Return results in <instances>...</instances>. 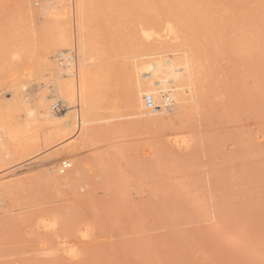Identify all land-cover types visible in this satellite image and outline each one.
Listing matches in <instances>:
<instances>
[{"label":"rangeland","instance_id":"1","mask_svg":"<svg viewBox=\"0 0 264 264\" xmlns=\"http://www.w3.org/2000/svg\"><path fill=\"white\" fill-rule=\"evenodd\" d=\"M100 1L103 38L93 67L111 77L97 92L103 137L94 143L89 134L78 146L75 134L43 148L42 122L23 113L34 109L39 84L51 92L42 64L47 40L19 0H0V117L29 131L12 145L14 164L0 167V179L39 177L0 207V264H264V0ZM143 26L195 29L209 60L196 102L152 124L125 117L120 72ZM178 133L187 148L173 145ZM31 134L37 164L13 173L33 151ZM48 156L58 177L68 172H58L61 161L85 168L89 187L44 181ZM51 213L60 215L54 232L37 223ZM61 242L72 244L76 259Z\"/></svg>","mask_w":264,"mask_h":264},{"label":"bare ground","instance_id":"2","mask_svg":"<svg viewBox=\"0 0 264 264\" xmlns=\"http://www.w3.org/2000/svg\"><path fill=\"white\" fill-rule=\"evenodd\" d=\"M19 5L30 23L39 21L40 34L47 40L42 51L43 76H46L51 83L49 94L43 90L44 84H39L38 89L36 87L32 100L34 109L27 107L23 115L25 114V117L32 122L35 120L42 122L41 126L40 123L36 125L39 126L38 130L44 127L47 131L41 136L43 148H48L60 140L69 141L75 134H80V140L77 139L78 146L85 144L89 134L95 143L103 137L100 124L104 123V118L100 119L95 112L97 92L105 81L111 79L109 72L93 67L100 53V40L102 41L103 38L101 1L34 0L33 5L36 7L34 10L31 8V0H19ZM136 35L139 42L125 57L127 61L120 67L126 82L125 117L143 119V123L152 124L158 120L168 119L181 105L196 102L200 76L209 60L205 44L198 31L193 28H144L143 26L137 28ZM29 74L26 72L21 75L24 77ZM19 91V93L25 91L24 84L20 86ZM11 94L19 97L16 95L17 90L12 91ZM146 95L153 98L154 107L150 110L145 109L143 105V98ZM62 109L67 110V113L62 115ZM2 117H0V167L3 168L13 163L12 145L29 131L25 130L28 126H23L24 130L10 127ZM31 135L35 138L33 151L23 164H15L9 169L13 173L22 170L25 166L37 164L36 157L32 155L39 151L38 135ZM187 140L182 134L172 137L173 145L179 149L187 148ZM51 162L53 158L48 156L41 161L42 164L40 163L42 170L39 176H42L44 181H51L71 191L76 188L78 191H83L89 187L90 180L84 174L85 168L82 166L76 165L75 162L61 161V163L66 162L69 167L66 175L58 177L54 174V165H51ZM61 163L58 172L64 174L65 171L61 172ZM38 178V175L34 174L13 182L0 179V207L5 205L8 197L16 190L39 182ZM50 215V217H39L37 223L43 230L54 232L59 224L60 215L55 213ZM59 244L68 259L77 258L78 252L72 244L66 242Z\"/></svg>","mask_w":264,"mask_h":264},{"label":"built area","instance_id":"3","mask_svg":"<svg viewBox=\"0 0 264 264\" xmlns=\"http://www.w3.org/2000/svg\"><path fill=\"white\" fill-rule=\"evenodd\" d=\"M143 105L145 107V109H152L154 107V102H153V98L150 95H146L143 98ZM69 165L66 162H62L60 165L61 168V172H64L68 169Z\"/></svg>","mask_w":264,"mask_h":264},{"label":"snow or ice","instance_id":"4","mask_svg":"<svg viewBox=\"0 0 264 264\" xmlns=\"http://www.w3.org/2000/svg\"><path fill=\"white\" fill-rule=\"evenodd\" d=\"M3 7L5 10H7L9 8V5H4Z\"/></svg>","mask_w":264,"mask_h":264}]
</instances>
